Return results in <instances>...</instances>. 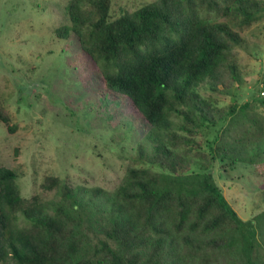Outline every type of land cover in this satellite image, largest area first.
Returning <instances> with one entry per match:
<instances>
[{
	"label": "trees",
	"instance_id": "trees-1",
	"mask_svg": "<svg viewBox=\"0 0 264 264\" xmlns=\"http://www.w3.org/2000/svg\"><path fill=\"white\" fill-rule=\"evenodd\" d=\"M263 2L155 0L116 17L114 0H70L55 34L74 82L104 109L116 102L143 141L113 191L51 176L25 198L17 173L0 167V263L264 264V212L243 220L213 173L240 164L264 180V119L252 103L221 108L199 92L234 99L241 30ZM0 122H11L3 103Z\"/></svg>",
	"mask_w": 264,
	"mask_h": 264
},
{
	"label": "rangeland",
	"instance_id": "rangeland-1",
	"mask_svg": "<svg viewBox=\"0 0 264 264\" xmlns=\"http://www.w3.org/2000/svg\"><path fill=\"white\" fill-rule=\"evenodd\" d=\"M154 1L114 0L113 15L134 12ZM69 2L0 0V103L11 117L9 124L0 122V167L17 173L25 198L40 193L39 186L51 176L74 187L113 191L134 164L143 141L140 126L129 123L116 102L104 109L74 82L66 41L55 34L69 25ZM201 15L218 19L214 14ZM241 33L247 49L236 50L235 59L244 84L233 92L234 99L205 89L199 92L208 100H218L221 108L235 101L252 103L258 121L264 119L259 101L264 94L258 92L264 81V11ZM86 99L90 103L80 110L79 103ZM222 127L211 128L208 138L214 140ZM226 168L221 164L214 168L217 184L239 216L251 221L264 212V180H256L240 164L234 170ZM53 197L54 193L46 196Z\"/></svg>",
	"mask_w": 264,
	"mask_h": 264
}]
</instances>
